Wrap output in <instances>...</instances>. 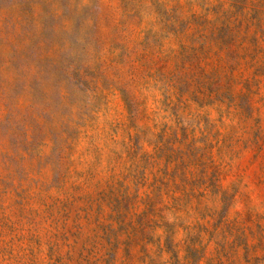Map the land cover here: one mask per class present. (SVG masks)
<instances>
[{
	"label": "rangeland",
	"instance_id": "374dc122",
	"mask_svg": "<svg viewBox=\"0 0 264 264\" xmlns=\"http://www.w3.org/2000/svg\"><path fill=\"white\" fill-rule=\"evenodd\" d=\"M0 264H264V0H0Z\"/></svg>",
	"mask_w": 264,
	"mask_h": 264
}]
</instances>
